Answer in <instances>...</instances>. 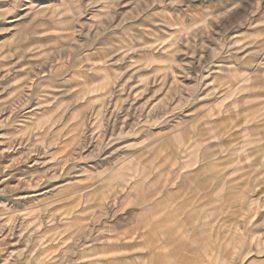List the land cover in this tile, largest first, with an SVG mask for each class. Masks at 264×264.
I'll list each match as a JSON object with an SVG mask.
<instances>
[{
    "label": "rangeland",
    "instance_id": "obj_1",
    "mask_svg": "<svg viewBox=\"0 0 264 264\" xmlns=\"http://www.w3.org/2000/svg\"><path fill=\"white\" fill-rule=\"evenodd\" d=\"M0 264H264V0H0Z\"/></svg>",
    "mask_w": 264,
    "mask_h": 264
},
{
    "label": "crops",
    "instance_id": "obj_2",
    "mask_svg": "<svg viewBox=\"0 0 264 264\" xmlns=\"http://www.w3.org/2000/svg\"><path fill=\"white\" fill-rule=\"evenodd\" d=\"M253 73L245 71V72H242V74L239 75V76L235 75L236 77H234L235 78L234 81L235 80L236 81H235L234 86L236 85L235 87L238 88L237 85L239 83H241V82H244V79L245 80L249 79V80H251V82L250 83L244 82L245 84L244 85L242 84V86H248V84H252L253 83L252 78H253V75H254ZM249 74H250V76H248ZM234 86H232V87H234ZM134 181H135V179L131 180L129 178V180H128L129 183L128 184H132V183H134ZM114 183H117V184L121 185L120 178L117 181H115ZM146 183L149 184L148 181ZM154 200L155 199H154V196H153L152 192H150L148 195H145V199L138 200L141 205L139 206L138 211L132 216V219H133L132 224L134 226H138L139 227L141 224H143L144 221L145 222L147 221L150 224H153L154 226L162 224L163 218L160 216L159 210H158ZM114 232H115V236H117V240H116L117 243H119L120 241L121 242L125 241L126 238L128 237V236H126L127 234H126V231H124V229H121V228L120 229H118V228L116 229L115 228ZM108 255H109V253H108Z\"/></svg>",
    "mask_w": 264,
    "mask_h": 264
}]
</instances>
